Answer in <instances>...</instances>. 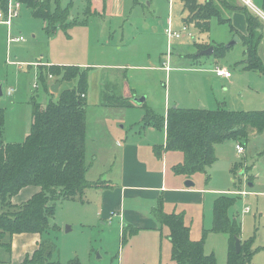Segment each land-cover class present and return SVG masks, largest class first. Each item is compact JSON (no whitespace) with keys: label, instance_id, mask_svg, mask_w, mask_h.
Wrapping results in <instances>:
<instances>
[{"label":"rangeland","instance_id":"374dc122","mask_svg":"<svg viewBox=\"0 0 264 264\" xmlns=\"http://www.w3.org/2000/svg\"><path fill=\"white\" fill-rule=\"evenodd\" d=\"M57 1L50 0L52 8L57 6ZM59 3L68 9L71 20L82 22L59 27L49 34L44 20L34 16L25 3L10 30L0 22V87L3 92L0 109L4 110V141L25 140L32 124L33 99L46 105L51 99L56 101L64 88L76 84L57 80L47 73L44 82L39 80V68L48 67L41 65L93 68L89 74L88 102L91 105L87 109V152L93 153L95 160L90 164L87 177L94 181L102 176V181L107 180L111 186L88 188L82 197L57 202L53 222L59 229L56 234L52 233L59 247L57 258L62 264H123L124 257H139L155 249L159 253L156 264H175L167 226L158 234L141 230L124 241L123 222L98 214L101 212L99 197L93 191L117 188L121 181L111 171L115 153L122 158L121 149L113 142L119 136H128V143L140 146L142 158L147 160L150 153L155 155L154 147L163 143L164 132L152 126L143 129L140 125L149 107L159 114H166L167 109L174 106L213 109L221 104L233 110H264V72L244 68L241 62L244 37L233 47H226L236 36L229 23L213 18L209 31L200 32L194 23L183 20L179 0H59ZM215 3L222 13L223 6L217 0ZM169 12L173 30L188 27V32L179 39L169 40L164 35V20ZM241 15L238 25L233 18L232 24L237 34L248 36L246 18ZM20 36L23 41L16 40ZM212 45L214 53L199 55ZM217 45L226 47L222 55L216 52ZM219 65L230 70L232 77L218 76ZM105 75L109 81L104 96L101 84ZM57 82L60 87L54 92L51 87ZM135 93L147 95L148 100L134 107L100 105L103 98L111 96L119 100L127 96L134 104L131 97ZM238 143L242 144L226 140L216 146L217 160L209 167L208 182L203 173L192 177L199 188L207 190L206 206L187 208L184 219L191 229V239H202L203 230L213 225L211 200L225 194L236 197L230 214L239 213L242 229L239 238L242 248L248 247L251 253L248 264H264V132L251 135L244 142L242 154L236 149ZM162 155L169 173L175 175L173 166L184 160V154L171 150ZM249 183L254 185L251 187ZM244 190L249 193L240 194ZM128 201L130 199H127L130 206ZM151 204L155 206L150 207L155 216L157 205ZM142 205L140 199L131 206L142 208ZM3 210L0 201V212ZM8 238L6 235L5 239ZM231 238L229 233H209L205 251L215 255L217 264H227L229 244L234 246ZM0 264H19V261L14 251L0 246Z\"/></svg>","mask_w":264,"mask_h":264},{"label":"trees","instance_id":"16d2710c","mask_svg":"<svg viewBox=\"0 0 264 264\" xmlns=\"http://www.w3.org/2000/svg\"><path fill=\"white\" fill-rule=\"evenodd\" d=\"M216 0L199 3L198 0H183L189 12L187 20L194 23L201 32H208L211 19L217 17L220 23H229L232 31L237 32L229 18L224 17ZM230 7L228 0H217ZM8 0H0V8ZM31 8L34 16L45 22V29L53 34L59 27H68L77 22L70 19L67 8L57 1L52 8L50 0H22ZM238 8V7H230ZM248 17V36L244 39V68L264 72V64L258 53L262 34L256 27V17ZM85 23V22H83ZM258 26V25H257ZM218 46V45H217ZM227 47V46H226ZM226 47H216L222 55ZM228 48V47H227ZM91 68L74 65H50L39 68V80H45V73L60 78L63 82L75 81V86L64 88L59 98L51 99L42 105L32 100V124L23 142L4 141V110L0 109V246L11 251L12 238L16 234H40L38 248L27 255L23 264H62L57 256L59 247L55 236L59 227L53 222L56 204L59 201L82 197L85 190L92 187H110L102 180L91 181L87 178L90 163L87 160V109L89 106V74ZM113 98V96H111ZM106 98L105 104L112 107L134 106L125 97ZM143 129L152 126L166 133L165 142L156 145L154 151L159 157L166 151H181L184 160L173 166L175 174L192 178L197 173L210 179L209 167L217 160L216 146L226 140L244 145L249 137L264 132V110H233L225 104L213 109L168 108L166 114H159L152 108L140 124ZM33 187L36 191L21 204L13 199L24 188ZM236 203V197L220 195L213 203V225L203 230V238L191 239V229L185 223L183 212H165L160 199L154 210L162 226L169 228V238L173 245L172 259L175 264H217L213 253L205 251V242L210 232L229 233L231 240L227 264H248L251 259L249 248L237 253L236 238L241 235V222L236 211H230ZM140 228H125L123 240L138 232ZM8 235V240L5 239ZM243 246V245H242ZM249 251V252H248Z\"/></svg>","mask_w":264,"mask_h":264},{"label":"crops","instance_id":"0c3cea01","mask_svg":"<svg viewBox=\"0 0 264 264\" xmlns=\"http://www.w3.org/2000/svg\"><path fill=\"white\" fill-rule=\"evenodd\" d=\"M179 1L181 2V7L183 10L182 12L183 20L186 21L189 15V12L186 10L183 0H179ZM198 1L201 4L204 3V1H201V0H198ZM251 1L253 3L252 6L245 3L244 0H237V2L232 1L233 3L229 2V4H232V6L230 7H233L234 5V7H238V8H230V7L223 6L224 10L221 14L224 17L229 18L231 20V23H232V18H233L234 23L236 25H238L237 23H239V20L242 19L241 14H244L246 18L245 22H246L247 28H248V19H247L248 15L247 14L251 13L254 17H256L257 19L256 23L258 25V26L256 25V27H259L257 28V30H259L262 34L261 41L258 45V53L262 61L264 62V0H251ZM184 12H187V14H184ZM228 15H231L232 17ZM213 18H216L218 20L217 17H213ZM164 23L165 24H164L163 32H164V35H166V32H165L166 29L172 24L171 12H169V15L166 18V20H164ZM10 27H8L9 28L8 30H10ZM231 32H234V31H232L231 29ZM234 33L236 34L235 37L239 38V41L240 39H243L242 37H244V39L247 37L239 33L237 34V32H234ZM184 35H182V37ZM20 41H23V40H20ZM234 45H232L231 47H233ZM231 47H228V48H231ZM245 50L246 48L244 49V58L243 60H241V62L245 60ZM214 51H215V47H214ZM200 52H199V55H201ZM164 64H166V61H164ZM50 65L52 64L49 63V64H44L41 66H50ZM236 65H238V62L236 63ZM218 67L223 68L225 66L219 65ZM81 68H85V67H81ZM92 69L93 68H91V70ZM165 71L168 72L167 65L165 66ZM107 81H109V79H108V76L105 75L104 79L102 80V84H101V93H103L104 96L106 94L105 93L106 87H108L106 83ZM123 83L125 84L126 82L123 80ZM125 85H126V88H128L127 84ZM139 97H142V95H139L137 93H135L131 97L132 101L135 104V105L133 104L134 106L143 105V104H137L134 101L135 98H139ZM147 100H148V97L146 95V101ZM104 102L105 100L103 98V102L101 101L100 105L105 106V107H112V106L105 104ZM90 105L91 104H89L88 108L90 107ZM163 132H164V141H163L164 143L166 139V133L165 131ZM119 137L116 139V142H113V143L115 144V146H117V148L121 149L122 158L120 155V159H119L118 155L115 153L114 163L112 165L113 168H111V171H114V173L120 177L121 179L120 184H118V187L114 189L101 190L102 192L97 191V190L93 191V192H96L99 197V208L101 212L99 211L98 214L100 216L106 217L108 215L110 218L119 219L121 223L123 222L122 223L123 231L125 228L138 227L140 229L138 230L137 233H139V231L141 230H146V231H151L154 234H158L159 230H161V228H163L164 226L160 224V222L156 219V217L151 212L150 207L152 208L155 207L151 203H154V205H158L159 200L162 199L163 208L165 212H168V213L174 212V211L179 212V210L183 208L181 209L182 210L181 212H183L185 215H186L187 208L196 207V205L198 207H203V208L204 206H206L207 190L199 188L196 185V183L193 187H187L184 184L186 179H192V178H186L183 175H178V174L174 175L173 173H169V167L167 165V162L164 160L163 155L161 157H158V155L155 154L156 155L155 156L152 153H150L146 157L147 160H145V158H142V155L140 154V146L138 144L134 142L128 143L129 142L128 136L121 137V138ZM115 151H117L116 147H115ZM87 158L88 160L91 159L88 162L92 165L93 163L92 160H95L94 154L93 153L88 154L87 152ZM91 165L89 169L91 168ZM101 177L98 180H102ZM98 180H94V181H98ZM192 180L195 182L194 179ZM35 191H36V188H33V187L24 188L17 196L14 197L13 203L21 204L23 201H26L29 197H31V195ZM243 192H246V191L244 190ZM243 192L241 191L240 194L247 195L249 193V192H246V193H243ZM215 198L211 200L212 212H213V203H214ZM127 199H130V201L128 202H130L131 205H133L134 203H136L137 201L141 199L143 202L142 208L141 206H131V205L128 206ZM177 207H179L180 209H178ZM248 210L249 208L246 209V211ZM40 239H41L40 234H37V233H22V234H16L13 236V238L11 239L12 240L11 251L15 252V256L18 259L19 264H23L25 257L27 255H31L38 248ZM158 259H159V253L158 251H155L154 249V251H152L151 253L145 254L139 257L136 255H134L133 258L124 257L122 258V263L123 264H156Z\"/></svg>","mask_w":264,"mask_h":264},{"label":"built area","instance_id":"2783aa9c","mask_svg":"<svg viewBox=\"0 0 264 264\" xmlns=\"http://www.w3.org/2000/svg\"><path fill=\"white\" fill-rule=\"evenodd\" d=\"M244 1L250 6L253 5L251 0H244ZM22 5H23L22 0H8L6 7L0 8V22L10 27L13 23L14 18H16L19 15ZM165 32L169 40L173 38H180L182 37V35L188 32V27L184 25L181 30L175 31L172 29L171 26H169ZM23 39L24 38L22 36L16 38V40H23ZM216 72L218 76H222L224 78H230L232 76L231 71L226 68L218 67L216 69ZM8 93L10 94L11 91H9ZM236 148L240 154L244 153L245 151V147L243 144L238 143L236 145ZM243 193H246V192H243Z\"/></svg>","mask_w":264,"mask_h":264},{"label":"water","instance_id":"95a60500","mask_svg":"<svg viewBox=\"0 0 264 264\" xmlns=\"http://www.w3.org/2000/svg\"><path fill=\"white\" fill-rule=\"evenodd\" d=\"M238 41H239V38L238 37H235V39H233L230 43H228L227 46L228 47H231L232 45L236 44ZM213 52H214V47L211 46V47H209L207 49L202 50L200 52V54L201 55H203V54H211ZM59 87H60V83L57 82L54 85H52L51 88H52V90L54 92H57L59 90ZM2 94H3L2 88L0 87V95H2ZM134 101L137 104H143L146 101V96H142V97H139V98H135ZM184 184L187 187H193L195 185V182L192 179H186L185 182H184ZM249 185L252 187L253 186V183H249ZM235 246H236L237 253H239L242 250V241L240 240V238H236Z\"/></svg>","mask_w":264,"mask_h":264}]
</instances>
